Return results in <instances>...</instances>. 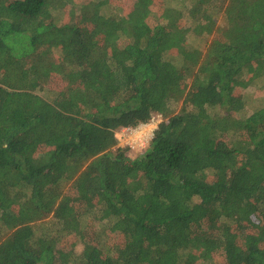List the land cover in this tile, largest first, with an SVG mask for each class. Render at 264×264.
Wrapping results in <instances>:
<instances>
[{"label":"trees","instance_id":"16d2710c","mask_svg":"<svg viewBox=\"0 0 264 264\" xmlns=\"http://www.w3.org/2000/svg\"><path fill=\"white\" fill-rule=\"evenodd\" d=\"M261 78L264 0H0V264H264Z\"/></svg>","mask_w":264,"mask_h":264},{"label":"rangeland","instance_id":"374dc122","mask_svg":"<svg viewBox=\"0 0 264 264\" xmlns=\"http://www.w3.org/2000/svg\"><path fill=\"white\" fill-rule=\"evenodd\" d=\"M76 1L77 2H83L85 0H76ZM127 3L130 4L129 1ZM112 10L120 12V10L115 9V8H112ZM154 22H155V20H154ZM223 24H224L223 17L221 16L217 21V25L222 26ZM213 37H214V35L208 36L206 38L207 42H210L213 39ZM49 84L57 85L53 82H49ZM63 86L64 85L61 83L60 87H63ZM41 93H43V92H41ZM245 99H246V105H245V109L242 111V114H244V115H248L254 109H256L258 106L264 104V78H261L258 83H256L253 86H250L249 88L246 89ZM181 105H182V100L177 105L176 110H179ZM157 121L159 123L160 118H157ZM123 144H124V140L118 141V146L124 147ZM140 146L141 145H139V144H134L132 148L128 147V146L125 147V148H127L126 155H128L132 158H135L137 155L140 154V152H142L143 149H145L148 146V144L145 148H142ZM80 248H81V245H78L76 249L80 250Z\"/></svg>","mask_w":264,"mask_h":264},{"label":"built area","instance_id":"2783aa9c","mask_svg":"<svg viewBox=\"0 0 264 264\" xmlns=\"http://www.w3.org/2000/svg\"><path fill=\"white\" fill-rule=\"evenodd\" d=\"M157 118H160V122L163 120L160 115H154L149 122L141 123L137 127L122 128L117 132L118 141L124 140V147L132 148L134 144H139L140 147L145 148L158 126Z\"/></svg>","mask_w":264,"mask_h":264}]
</instances>
